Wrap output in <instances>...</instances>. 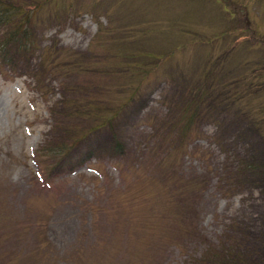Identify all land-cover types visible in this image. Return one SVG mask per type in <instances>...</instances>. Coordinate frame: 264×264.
<instances>
[{
  "label": "rangeland",
  "instance_id": "1",
  "mask_svg": "<svg viewBox=\"0 0 264 264\" xmlns=\"http://www.w3.org/2000/svg\"><path fill=\"white\" fill-rule=\"evenodd\" d=\"M97 1L58 0L61 11L67 5L70 10L57 24H32L38 50L18 60L13 73L0 66V264H191L244 224L264 253L262 187L230 194L221 188L246 148L234 143L240 123L264 121L258 114L264 85L251 71L261 60L255 43L264 46V0H247V15L234 12L225 0H104L102 6ZM50 50L53 65L58 61L68 70L63 74L68 85L84 83L85 91L107 98L114 85L130 86L127 76L107 73L113 61L116 67L122 62V53H143L153 63L167 56L152 72L165 70L173 80L160 81L135 125L122 135L132 154L126 176L93 159L44 183L41 173L50 159L41 163L37 155L40 148L50 154L51 142L62 139L54 109L64 98L60 79L37 73ZM214 58L227 71H213L206 79L211 88L201 79L198 89L213 97L203 105L206 118L199 129L186 136L177 131L178 113L169 119L166 101L178 105L176 89H194L188 84L195 85L203 73L201 62ZM85 63L101 72L80 75L73 64ZM218 74L226 84L236 80L232 87L240 96L250 86L257 93L246 104L231 102V87H215ZM69 120L74 127L81 123ZM165 122L170 125L159 129ZM223 127L232 132L228 138ZM256 135L251 133L250 146Z\"/></svg>",
  "mask_w": 264,
  "mask_h": 264
},
{
  "label": "trees",
  "instance_id": "2",
  "mask_svg": "<svg viewBox=\"0 0 264 264\" xmlns=\"http://www.w3.org/2000/svg\"><path fill=\"white\" fill-rule=\"evenodd\" d=\"M103 1L98 0L97 4L102 6ZM247 2V0H225L224 4L232 10L234 9V12L240 11L247 15L249 14V4ZM24 5L27 9L24 8ZM59 6L58 0H0V66L13 73L20 67L18 60H24L38 50L37 41L39 40L35 30L33 31L34 27L32 24L38 25L39 22L44 23L45 20L49 24H57L61 16H64V13L70 10L68 5L67 7L62 6V11ZM68 14L70 13H67L65 18L69 17ZM260 42L257 41L255 44L258 43L257 49L259 51L257 52L261 60L252 65L251 71L253 74H258L260 84L264 85V46L260 45ZM54 55L50 50L47 55L48 59H44L41 56L42 58L39 60L40 67L37 72L38 74H50L60 79L63 83L62 95H64V98H61L62 101L60 100L58 106L54 109L56 120L54 126L57 131H60V134L62 133V139L51 142L50 154H46L48 150L42 151L40 148L37 155L41 163L44 158L50 159L49 164L46 165L47 170H42L41 173L44 183L46 185L50 184V182L54 181L53 179L56 180L65 174L73 173L93 159L97 164L104 162V165L117 166L119 171H121L119 173L126 176L129 172V167L126 163L132 161L129 159L132 154L126 151L122 135L130 124L135 125L141 111L147 106V99H149L152 91L160 81L162 79L173 80L171 75H166L165 70L161 75H155L159 74L158 71L156 73L152 72L153 68H157L154 67V63H166L168 60L167 56L157 57L156 62L153 63L143 53H136L135 55L122 53V62L116 67L113 61V68L107 73L127 76L131 80L130 86L124 89L120 85H114L113 89L109 91L111 93H108L109 98H107L103 94L95 95L90 91H85L86 85L84 83L81 88L72 83L68 85L67 79L63 77V74H67L68 70L64 68L65 70L62 71L58 61L53 65ZM115 55H112V60L115 59ZM115 62H120V60ZM217 62L216 58L212 59L210 63L208 60L201 62L203 64V73L197 76L194 82L195 85L188 84V86H193L194 89H189V91L185 87L176 89L177 98L180 99L178 105L172 103L171 100L166 101L169 119L172 121L171 118L175 116L173 112H177L180 116L177 131L185 133L186 136L191 131L199 129L197 125L201 123L202 118H206V114L202 113L205 109L203 105L207 102L208 97L210 99L213 97V93L209 94V91H206L202 94L203 91L198 89L197 86H199L201 79H204L203 82L206 87L211 88V85L208 84L207 86L206 79L213 71L216 69H220L219 72L222 71V73L227 71L223 61L221 66H217ZM73 65L81 71L80 75L101 72L100 69L97 71L92 70L88 63H85V65ZM61 73L62 75H60ZM151 73L154 74V79L147 80ZM109 74L101 73L99 76H107ZM219 75L221 74L216 75L218 80L215 87L216 89L218 87L222 89L231 87L234 91L228 95L231 96V102L236 103L239 100L240 103L243 101V104H246L249 100L248 96L257 93L250 86L240 96L241 94L238 95L236 88L232 87L234 86L233 81L236 83L237 81L231 79L226 84ZM34 77H37V74ZM239 78L243 81V78ZM146 80L147 82H145ZM122 93L126 94L123 98ZM175 106H178V108ZM215 106L217 105L208 107L209 111L216 110L217 107ZM258 114L264 115V107L259 109ZM240 117H243V114ZM69 119H72L75 123L78 121H81V123L74 127L72 126L74 123H69ZM240 124V127L237 128L238 132H235L234 135V143L236 145L238 143L245 144L246 148H244L242 154L236 156L239 157L238 165L226 171L221 185L222 192L230 194L234 189L245 190L257 184L262 187L261 192L264 197V121L259 122L255 126L253 124L246 125L245 121ZM169 125L170 122H165L159 129L164 130ZM79 127L85 128L80 129ZM235 128L234 124H231V129L235 131ZM223 129L224 137L228 138L227 135L232 132L228 131L227 127H223ZM252 132L257 134L254 136L256 138L254 140L255 147L251 145L256 148L255 157L249 151L248 147L250 145L247 142L249 138H253L251 136ZM68 133H70V137L66 139L65 134ZM60 134L57 132V135ZM224 137H221V141H224ZM121 162L125 164L122 165ZM248 227V225L244 224L240 229L224 238L220 246H215L207 252H203L197 259H191V264H264L262 248L260 245H258L259 247L256 246L257 244L254 245L253 242L258 241L250 238L251 231Z\"/></svg>",
  "mask_w": 264,
  "mask_h": 264
}]
</instances>
